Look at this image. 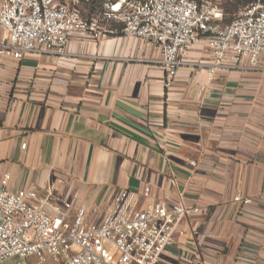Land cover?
I'll return each instance as SVG.
<instances>
[{"label":"crops","instance_id":"crops-1","mask_svg":"<svg viewBox=\"0 0 264 264\" xmlns=\"http://www.w3.org/2000/svg\"><path fill=\"white\" fill-rule=\"evenodd\" d=\"M105 12L96 36L62 53L0 55V180L96 210L90 221L147 187L139 209L199 211L159 264H264V71L209 75L198 43L170 80L158 48L121 36Z\"/></svg>","mask_w":264,"mask_h":264},{"label":"built area","instance_id":"built-area-1","mask_svg":"<svg viewBox=\"0 0 264 264\" xmlns=\"http://www.w3.org/2000/svg\"><path fill=\"white\" fill-rule=\"evenodd\" d=\"M79 0H3L0 55L62 53L76 34L96 36L98 19L84 18ZM105 19L121 23L119 34L156 46L160 67L170 80L194 44L202 43L209 75L224 66L264 71V0L238 8L222 24L211 0H117L106 2ZM112 32V31H111ZM0 180V264L18 259L29 264H159L174 242L178 226L197 214L180 204L158 203L139 209L141 195L124 190L95 221L72 203L56 204L32 187L10 192ZM235 202L248 205L238 196ZM181 234V233H179ZM32 261H35L33 263Z\"/></svg>","mask_w":264,"mask_h":264},{"label":"rangeland","instance_id":"rangeland-1","mask_svg":"<svg viewBox=\"0 0 264 264\" xmlns=\"http://www.w3.org/2000/svg\"><path fill=\"white\" fill-rule=\"evenodd\" d=\"M128 1H134V0H128ZM218 8H223L225 6V9L227 10L226 13H224L223 15V20L222 23L224 24H228L232 21V19L234 18L235 14L238 11V8L236 10H234L233 4L234 2L232 1H227L226 0H211ZM111 3H113V1L111 0ZM80 11L82 12V14L87 17L88 16V7H85V5H78ZM102 9H104V5L102 6ZM224 9V8H223ZM224 12V11H223ZM93 18L99 19L102 18V13L100 12V9H97L96 7L94 8V13H92ZM106 25H113V26H118L121 25L119 23H115V22H107ZM33 263H35V261H32ZM29 264L28 262H24L22 260H20V262L18 261H14V260H10L8 264ZM7 264V263H6ZM46 264H51V263H46Z\"/></svg>","mask_w":264,"mask_h":264},{"label":"trees","instance_id":"trees-1","mask_svg":"<svg viewBox=\"0 0 264 264\" xmlns=\"http://www.w3.org/2000/svg\"><path fill=\"white\" fill-rule=\"evenodd\" d=\"M112 1L116 2L117 0H112ZM227 1L234 2L233 6H235L234 10H236L237 8L247 6L248 4L252 3L254 0H226V2ZM106 2H110L111 3V0H79V4L78 5H81V6L85 5V7H88V9H89L87 17H85L82 14V12L80 11L79 7H78V9H79V11L81 12V14H82V16L84 18L91 19V18H93V16H91V15H92V13H94V8L96 7L97 9H100V12L102 13L103 12L102 6ZM223 8H220V10L222 11V15H224V13L227 12V10L225 9V6ZM222 20H223V16H222ZM222 20H221V23H222ZM222 24H224V23H222Z\"/></svg>","mask_w":264,"mask_h":264}]
</instances>
